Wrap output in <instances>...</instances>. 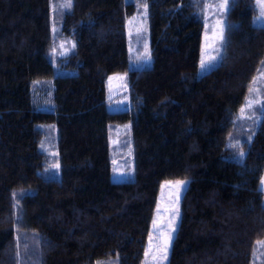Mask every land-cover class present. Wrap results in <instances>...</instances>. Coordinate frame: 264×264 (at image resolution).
Instances as JSON below:
<instances>
[{"label": "trees", "instance_id": "obj_1", "mask_svg": "<svg viewBox=\"0 0 264 264\" xmlns=\"http://www.w3.org/2000/svg\"><path fill=\"white\" fill-rule=\"evenodd\" d=\"M145 2L151 67H129L135 1L71 0L60 35L75 47L58 62L71 72L55 75L51 0H0V264H142L160 187L178 179L189 182L168 264H262L264 112L250 140L237 119L264 61L256 2L230 0L221 61L202 76L201 0ZM122 72L130 108L112 113L105 83ZM49 78L43 111L32 90ZM128 121L134 180L115 183L108 129ZM40 124L57 125L59 178L44 174Z\"/></svg>", "mask_w": 264, "mask_h": 264}, {"label": "rangeland", "instance_id": "obj_2", "mask_svg": "<svg viewBox=\"0 0 264 264\" xmlns=\"http://www.w3.org/2000/svg\"><path fill=\"white\" fill-rule=\"evenodd\" d=\"M136 2L135 14L129 16L126 20V36L128 45L129 67L131 69H140L152 66L151 56V37L148 19V6L144 7L145 0H127ZM257 14L253 21L256 25H264V8L261 7L258 0H255ZM225 0H201L203 35L198 65V76L215 68L221 61L223 55L225 29L227 23V13L230 7V0L226 7H221ZM68 0H51V37L52 45L48 59L53 65L55 75H66L71 71L59 68V59L71 53L75 47V40L72 37H63L60 35L61 19L65 12L71 8L66 7ZM223 32L224 39L220 35ZM211 57H218L213 62ZM202 61L207 63V67H201ZM41 88V92L36 90ZM129 80L128 72L110 74L105 83L106 88V108L109 112H119L130 108V97L128 93ZM35 91L32 90V99L39 110H52V95L54 83L53 79H45L34 83ZM33 88V89H34ZM45 88V90H44ZM251 89V91H250ZM52 90V91H51ZM51 98V99H50ZM243 109V111H242ZM264 112V61L255 77L252 79L248 94L238 113L239 125L244 127L245 139L250 140L257 129ZM43 129V139L40 144L41 151L47 158V166L44 174L48 177L59 178V161L57 152L58 128L56 124H40ZM132 123L111 124L108 129V139L110 147L111 179L115 183L128 182L134 180L135 163L134 147L132 142ZM245 153V151L241 150ZM43 173V172H42ZM264 176L261 179L260 188L264 194ZM183 181L182 185L177 182ZM187 179L164 181L160 187L158 201L154 211V217L150 226L148 241L142 264H168L172 241L176 235L181 218V198L188 186ZM264 197V196H263ZM264 204V198H263ZM155 221V224H154ZM20 232L17 231V244L19 249L24 252L28 250V257L38 253L36 250V241L32 237L23 236L20 238ZM151 234V237H150ZM169 234L172 239L168 240ZM151 240V243H150ZM264 241L258 243L257 248L259 262L264 264ZM167 244V248H166ZM19 258H22L19 252ZM97 264H118L117 260L111 259L107 262Z\"/></svg>", "mask_w": 264, "mask_h": 264}, {"label": "snow or ice", "instance_id": "obj_3", "mask_svg": "<svg viewBox=\"0 0 264 264\" xmlns=\"http://www.w3.org/2000/svg\"><path fill=\"white\" fill-rule=\"evenodd\" d=\"M258 2L260 3L261 7L264 8V0H258ZM227 3H228V0H225V3L223 5H221V7H226ZM65 6L66 7H70L71 6V0H68V4L65 5ZM147 6H148L147 4L144 5L145 8H147ZM220 38H221V40L224 39L223 32H221ZM210 59H211V61L215 62L218 59V57H211ZM207 66H208L207 63L202 61V63H201L202 69L207 67ZM250 91H251V89H250ZM242 111H243V109H242ZM234 146L238 147L239 146V142H237V144L234 145ZM244 155H245V153L241 152L240 153V158H242ZM183 183H184L183 181L177 182L178 186L182 185ZM262 183H264V180H262ZM154 224H155V221H154ZM150 237H151V234H150ZM171 239H172V236H171V234H169V237H168L169 242H170ZM150 243H151V240H150ZM262 243H264V242H262ZM166 248H167V244H166ZM148 254H149L148 251H146L145 252V256H147Z\"/></svg>", "mask_w": 264, "mask_h": 264}]
</instances>
